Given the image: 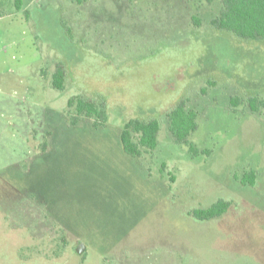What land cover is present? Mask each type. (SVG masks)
I'll return each mask as SVG.
<instances>
[{"label":"rangeland","instance_id":"rangeland-1","mask_svg":"<svg viewBox=\"0 0 264 264\" xmlns=\"http://www.w3.org/2000/svg\"><path fill=\"white\" fill-rule=\"evenodd\" d=\"M22 1L0 0V264H264V41L215 30L221 0ZM78 96L104 126H71ZM182 101L210 154L171 134ZM150 118L158 148L128 156L125 124Z\"/></svg>","mask_w":264,"mask_h":264},{"label":"trees","instance_id":"trees-1","mask_svg":"<svg viewBox=\"0 0 264 264\" xmlns=\"http://www.w3.org/2000/svg\"><path fill=\"white\" fill-rule=\"evenodd\" d=\"M83 5L89 0H74ZM213 0H207L212 3ZM222 8L218 17L211 22L217 31L227 32L241 40L264 41V0H221ZM23 1L16 0V7L22 10ZM28 13V12H26ZM196 22V19H195ZM200 26V24H199ZM66 70L63 65L58 64L53 74L51 85L55 90L63 91L66 83ZM264 104V103H263ZM258 98H250L248 106L255 113L260 111L263 105ZM239 105L238 100L232 99L231 106ZM69 110H74L69 121L71 126L77 127L84 119L93 120L95 128L104 126L108 121L106 103L96 101L84 96L74 97L68 102ZM169 130L178 143L185 144L191 155L197 157L201 154H210L201 151L197 145L189 140L192 133L199 128L198 113L189 110L185 101L167 113ZM161 132L160 121L156 118L132 119L125 124L121 133V142L124 152L133 158H140L146 152H154L159 145V134ZM47 147V146H46ZM245 186L256 184V171L246 172L241 180ZM231 207V203L220 200L207 209H199L193 212V217L199 221H211L225 215Z\"/></svg>","mask_w":264,"mask_h":264},{"label":"water","instance_id":"water-1","mask_svg":"<svg viewBox=\"0 0 264 264\" xmlns=\"http://www.w3.org/2000/svg\"><path fill=\"white\" fill-rule=\"evenodd\" d=\"M86 250V247L83 245V244H80L78 247H77V253L82 255Z\"/></svg>","mask_w":264,"mask_h":264}]
</instances>
